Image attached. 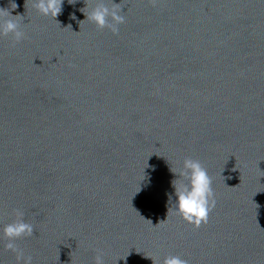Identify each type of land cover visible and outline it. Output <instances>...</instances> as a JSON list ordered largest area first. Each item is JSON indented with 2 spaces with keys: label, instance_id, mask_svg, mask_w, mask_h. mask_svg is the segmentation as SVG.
I'll return each mask as SVG.
<instances>
[{
  "label": "water",
  "instance_id": "water-1",
  "mask_svg": "<svg viewBox=\"0 0 264 264\" xmlns=\"http://www.w3.org/2000/svg\"><path fill=\"white\" fill-rule=\"evenodd\" d=\"M113 2L115 35L85 0H0L26 36L0 38V264L17 211L32 264H264V0ZM184 159L212 180L199 227L166 195Z\"/></svg>",
  "mask_w": 264,
  "mask_h": 264
},
{
  "label": "clouds",
  "instance_id": "clouds-1",
  "mask_svg": "<svg viewBox=\"0 0 264 264\" xmlns=\"http://www.w3.org/2000/svg\"><path fill=\"white\" fill-rule=\"evenodd\" d=\"M33 2L40 16L56 21L55 18L61 13L63 0H33ZM121 9L120 3H114L113 0H109L108 3L104 0H88V2L85 0V7L80 9L85 19L80 21V24L88 22L98 29L108 28L114 35L118 34V26L125 22ZM11 11L8 8H0V38L11 35L15 45L26 36L21 27L23 17L13 16ZM71 18L76 19L74 15ZM170 172L178 177L171 182L174 191L166 193L169 204L172 206L171 211L179 215L186 223L199 227L202 222L207 221L208 214L216 203L211 177L201 163L194 159H184L179 167L175 169L170 167ZM23 215L22 212L17 211V219L3 226L2 234L8 241L5 245L6 249L15 254L18 264L21 261L23 264H32V257L26 256L15 243L16 240L31 237L33 234V225L24 222ZM94 264H105L102 253H97ZM163 264H188V262L179 256H167Z\"/></svg>",
  "mask_w": 264,
  "mask_h": 264
}]
</instances>
